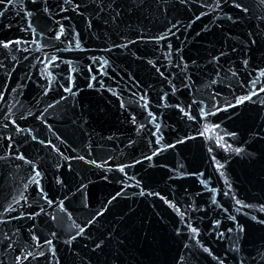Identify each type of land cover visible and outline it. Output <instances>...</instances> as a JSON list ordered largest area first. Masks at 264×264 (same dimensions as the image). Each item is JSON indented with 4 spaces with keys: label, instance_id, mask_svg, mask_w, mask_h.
<instances>
[{
    "label": "water",
    "instance_id": "water-1",
    "mask_svg": "<svg viewBox=\"0 0 264 264\" xmlns=\"http://www.w3.org/2000/svg\"><path fill=\"white\" fill-rule=\"evenodd\" d=\"M0 12V264H264V0Z\"/></svg>",
    "mask_w": 264,
    "mask_h": 264
},
{
    "label": "snow or ice",
    "instance_id": "snow-or-ice-1",
    "mask_svg": "<svg viewBox=\"0 0 264 264\" xmlns=\"http://www.w3.org/2000/svg\"><path fill=\"white\" fill-rule=\"evenodd\" d=\"M237 8H241L242 6L241 5H239V4H236L235 5ZM244 10H246V9H244ZM3 13L2 12H0V15H2ZM28 27H29V29H31L32 28V25H31V23H29V25H28ZM63 34H64V29H63V26H61L60 27V29H59V34L56 36V39H60L61 38V36H63ZM36 34H35V31L33 30V40L31 41V43H37V40H36ZM12 43H15V44H17V45H19L20 43H22V41H19V40H17V41H14V42H7V43H3V42H0V47H5V48H9V47H11V45H12ZM25 43H27V42H25ZM79 42L78 41H76V47L77 48H79ZM46 59H49V63H47L46 65H45V67L42 69V75H44L47 79H48V84H49V89L48 90H50V88H51V84L53 83V80H54V76H53V74H52V72H50L49 71V69L52 67V65L54 64V63H56V58H47L46 57ZM260 75L262 76V77H264V71H261V73H260ZM94 79V78H93ZM253 83V85H255L257 82L256 81H253L252 82ZM66 91H68V92H72V88L71 87H69V88H67V89H65ZM260 93H264V87H260L259 88V90L257 91L255 88H253V91H252V94L251 95H246V96H244V97H241L240 99H239V103H244V102H246V101H251L252 99H253V96H255V95H259ZM3 98H4V91H0V101H2L3 100ZM63 99V98H62ZM142 99H143V97H142ZM52 105H49V107H51ZM145 107H147V105H145ZM187 114V113H186ZM191 118V117H190ZM5 119H7V117H5ZM154 119V118H153ZM11 123H13V124H15V121H11ZM17 127V129L18 130H22V129H19V126L17 125L16 126ZM157 130H158V128H157ZM205 131H207V129L205 130ZM33 139H36V137H33ZM40 143H44V141H40ZM49 143V145L51 146V147H53L54 149H55V145H51V142H48ZM56 151H59L58 149H55ZM61 155H63L62 153H61ZM19 159H25L22 155H20L19 157H18ZM81 159H83V157H81ZM29 163H31V161H29ZM93 163H95V161H93ZM102 166V165H101ZM218 167H220V165H218ZM120 171H123V168H121L120 169ZM41 176V173L38 171V170H36L35 168H33V176H32V179H31V182H34L36 185H37V187H38V189H39V191L42 193L43 192V189L42 188H40V180L38 179L39 177ZM44 199H47V197L46 196H44L43 197ZM21 199H24L25 201H26V198L25 197H23V196H21ZM16 203H19L20 201L19 200H16L15 201ZM213 202H215V201H213ZM52 201H48V204L49 205H52ZM239 203V202H238ZM173 207H175V205H172ZM14 209L13 208H8L7 209V211H13ZM66 211V210H65ZM177 211H179V209H177ZM100 214H102V213H98L97 215H100ZM242 230V229H241ZM83 231H84V228H80L79 229V232L77 233V235H79V234H82L83 233ZM191 232L193 233V234H197V229L196 228H191ZM75 237H73V239H74ZM34 239H36L35 237H34ZM37 243H38V240H37ZM45 243H47V244H51V241H46ZM99 246V245H98ZM207 250V249H206ZM25 259L27 258V257H24ZM16 264H20V258L18 257L17 258V260H16Z\"/></svg>",
    "mask_w": 264,
    "mask_h": 264
}]
</instances>
